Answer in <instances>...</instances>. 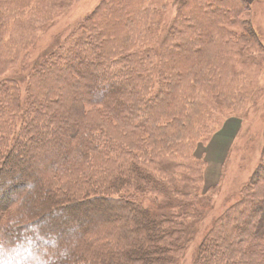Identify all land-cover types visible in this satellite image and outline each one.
<instances>
[{"label": "trees", "instance_id": "1", "mask_svg": "<svg viewBox=\"0 0 264 264\" xmlns=\"http://www.w3.org/2000/svg\"><path fill=\"white\" fill-rule=\"evenodd\" d=\"M225 1L99 0L24 65L74 0H0V264L179 263L192 215L203 217L188 213L206 184L196 146L259 92L231 71L240 42L251 57L264 51L251 21L238 19L249 4ZM16 64L25 68L12 77ZM48 150L50 165L20 174L26 152L43 162ZM262 154L193 264H264V141ZM172 158L185 175L164 174ZM68 219L77 224L69 233Z\"/></svg>", "mask_w": 264, "mask_h": 264}, {"label": "rangeland", "instance_id": "2", "mask_svg": "<svg viewBox=\"0 0 264 264\" xmlns=\"http://www.w3.org/2000/svg\"><path fill=\"white\" fill-rule=\"evenodd\" d=\"M99 0H74V3L67 11L60 10L54 13L46 28L38 34L35 46L26 54V63L29 65L39 59V56L51 50L58 41H62L67 37L69 32L74 28L79 20H81L86 13H88ZM170 0H168L169 2ZM249 4V11L238 15L239 17L247 18L251 21L254 29L258 34V40L264 49V0H246ZM228 4L230 0L225 1ZM222 4H217L222 7ZM225 12V11H224ZM229 11L225 12L227 15ZM171 16L166 14L165 21L169 20ZM238 29V28H236ZM153 44V43H152ZM240 52L243 55L239 60L232 62V73H243L248 79H252L257 89L258 95L255 100L248 99L245 101L243 110L234 113L238 110H228L226 117L221 118L217 125V132L211 137L207 144L199 143L196 147L193 159L204 162L201 168L205 171V183H199V194L195 198H190V205L188 206L189 214L201 213L203 217L197 219L192 215L194 234L190 241H187L185 251L180 255L178 264H193L194 251L197 246L203 241L207 231L210 229L212 220L219 216L227 207L233 204L240 197V191L246 184L251 181L257 163L261 159L263 141H264V51L261 54H254L249 56L245 52V44L240 42ZM243 48V49H242ZM261 52V51H260ZM27 64V65H28ZM17 65V64H16ZM17 65L13 71H10V76L14 77L23 72L25 66ZM22 68V70H20ZM28 68H26V71ZM25 71V72H26ZM104 87H99L93 90V93L98 95L107 91ZM242 95V93L238 94ZM244 97V96H243ZM232 117H231V116ZM235 116V117H234ZM35 152L29 151L24 155V162L20 163L19 172L28 173L29 166L40 171L42 165H50L53 162L56 153L47 151L43 162L37 160ZM31 163V164H30ZM178 159L172 158L167 161L168 169L165 168V175L170 172V178L173 173H181L178 168ZM177 165V166H176ZM176 166V167H175ZM172 167H175V171ZM180 174V175H181ZM191 178L195 177V173L188 174ZM8 176V175H7ZM19 176L15 174L14 178ZM264 191V190H263ZM17 192V188L9 190L7 196H13ZM50 216L58 218L63 216L56 212H49ZM78 213H81L78 211ZM44 214V213H43ZM88 219L96 225V216L93 214H86ZM248 220L254 219L249 216ZM188 220V219H187ZM67 221V220H66ZM68 233L73 231L76 227V222L73 219L67 221ZM185 246V245H184Z\"/></svg>", "mask_w": 264, "mask_h": 264}]
</instances>
